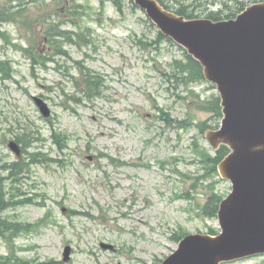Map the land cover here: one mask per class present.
<instances>
[{
	"label": "rangeland",
	"instance_id": "374dc122",
	"mask_svg": "<svg viewBox=\"0 0 264 264\" xmlns=\"http://www.w3.org/2000/svg\"><path fill=\"white\" fill-rule=\"evenodd\" d=\"M162 1L224 18L264 0ZM177 62L130 0H0V264H160L178 235L219 231L203 207L231 183L200 153L216 154L203 131L220 125L218 92ZM81 71L102 76L100 96L82 97Z\"/></svg>",
	"mask_w": 264,
	"mask_h": 264
},
{
	"label": "water",
	"instance_id": "95a60500",
	"mask_svg": "<svg viewBox=\"0 0 264 264\" xmlns=\"http://www.w3.org/2000/svg\"><path fill=\"white\" fill-rule=\"evenodd\" d=\"M159 31L198 61L203 76L219 93L222 119L205 138L228 153L218 162L220 176L231 191L217 210L220 232L191 233L160 264H220L264 254V2L253 3L234 18H186L164 8L157 0H132ZM40 113L50 109L33 97ZM9 148L21 154L11 140ZM104 249L111 244L100 243ZM70 247L64 250L68 260Z\"/></svg>",
	"mask_w": 264,
	"mask_h": 264
},
{
	"label": "trees",
	"instance_id": "16d2710c",
	"mask_svg": "<svg viewBox=\"0 0 264 264\" xmlns=\"http://www.w3.org/2000/svg\"><path fill=\"white\" fill-rule=\"evenodd\" d=\"M158 1L165 8L169 9L168 6L163 3L162 0H158ZM130 2L132 3V1H130ZM113 3L118 7L120 6V0H113ZM241 10H243V7L240 8V10L238 12L228 14L224 18L235 17L236 14L239 13ZM174 12H176L177 14L183 15L187 18H195L191 14L184 12V10H181V9L175 10ZM208 18H211L213 20L223 19V18L219 17V15L217 13H214V15L208 16ZM160 35L164 37L163 34L160 33ZM166 39L168 41L169 40L172 41L168 37H166ZM185 57L187 59V62L185 64H183L182 62L176 63V64H178V63L180 64V65H177L179 72L185 73V76H183V77H186V79H190L193 81L204 79L202 67H201L200 63L198 61H196L191 55H189L186 51H185ZM81 77L83 78V81L81 80L82 85H83V88H82L83 89V96L82 97L86 98L87 100H92V99H95L98 96H100L101 89H102V83H103L102 76L99 74H92L90 71H81ZM81 100H82V98L79 101H81ZM210 101H211L209 103L210 110L213 111V113H215L217 116L221 117V107H220L219 97L213 96ZM181 124H182V122H178V125H181ZM210 128H212V127H210ZM200 129L203 130L204 127L200 128ZM227 152H228V148L226 146L222 145L216 151V154L213 157L210 156L209 154H207L205 151H201L200 153H201L202 160L209 165V168H211L212 171H215L217 168V163L226 155ZM11 174H13V172ZM3 197H4V195H1V191H0V212L3 209H5L8 205H11V202L9 200L5 202ZM217 208H218V200H215V198L213 197V198H211L209 203H207L206 206L203 207V212L208 216H215L216 212H217ZM7 225L8 224L6 222L0 221V226H2V228H5ZM6 229H8V228H5V230ZM183 234H185V233H183ZM183 234L178 235L177 239H179ZM0 235H3L2 231L0 232ZM16 262H17V264H19L18 260H16ZM21 264H24V263H21ZM25 264H29V263H25ZM38 264H54V263H52V262H50V263L40 262Z\"/></svg>",
	"mask_w": 264,
	"mask_h": 264
},
{
	"label": "flooded vegetation",
	"instance_id": "af4514ba",
	"mask_svg": "<svg viewBox=\"0 0 264 264\" xmlns=\"http://www.w3.org/2000/svg\"><path fill=\"white\" fill-rule=\"evenodd\" d=\"M215 233V232H214ZM213 233V234H214ZM211 234V233H210ZM253 258H260L261 259V264H264V254H261V255H255V256H251V257H248V258H244V259H239V260H235V261H229V262H224L222 264H234V263H237V262H240V261H243V260H247V259H253Z\"/></svg>",
	"mask_w": 264,
	"mask_h": 264
}]
</instances>
